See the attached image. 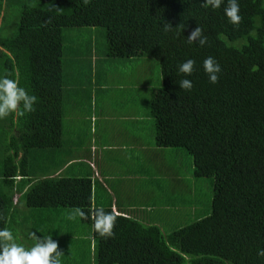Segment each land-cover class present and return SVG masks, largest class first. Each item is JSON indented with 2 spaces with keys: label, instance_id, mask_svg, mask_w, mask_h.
<instances>
[{
  "label": "trees",
  "instance_id": "trees-1",
  "mask_svg": "<svg viewBox=\"0 0 264 264\" xmlns=\"http://www.w3.org/2000/svg\"><path fill=\"white\" fill-rule=\"evenodd\" d=\"M13 1L22 5V11L16 35H0V46L6 51H0L3 77L17 80L20 87L37 97V103L34 112L19 116V137L11 141L10 151L14 153L4 159L0 186L6 190L0 194V229L9 228L12 220L23 214L13 199L16 192H24L20 202L25 201L31 216L37 217L40 225H36V235L52 236L59 246L65 242L60 233L47 235L42 231L46 220H39L41 211L60 209L69 214L71 209L80 208L90 213L100 207L94 203L92 176L72 177V165L62 175L51 177L38 166L30 167L29 157L32 151L62 148L66 76L79 73L76 65L80 62L73 63L76 56L93 57L90 43L64 50V33L76 28H104L107 47L98 56L97 83L105 86L104 92L111 99L109 85L115 88L117 83L108 79L118 73H137L140 57L158 61L161 86L152 85L149 76L145 80L136 76L128 82L124 77L123 91L131 94L129 86L139 80L148 89L150 85V111L147 109L146 115L139 112L144 122L154 120L150 131L156 146L185 149L193 159L192 174L212 179L213 194L207 211L198 202L185 199L191 205L189 212L179 214V219L186 217L185 222L172 224L177 209L171 213L175 217L172 220L166 208L161 213L156 207L174 200L182 203L185 196H194V190L191 179L186 181L173 161L165 158L169 169L167 174L160 171L157 186L142 185L133 194L138 199L141 194L146 197L142 213L159 224L146 225L116 214L114 238L101 239L94 232L95 264H264V257L257 255L264 249V0H238V28L224 14L227 0L215 11L202 7L204 0H90L87 5L83 0H55L63 9L60 12L49 10L53 0H0V18ZM49 17L52 22L43 26ZM165 22L173 28L183 24L184 30L179 35L175 29L165 33ZM197 26L208 38L204 47L186 42ZM209 56L222 68L217 84L209 82L203 69V61ZM187 59L196 62L190 77L180 74L177 67ZM118 61L126 68L116 67ZM184 78L192 81L191 91L179 87V80ZM73 93L87 97L88 102L92 99L85 90ZM102 94L95 104H100ZM131 99L126 95L112 104ZM121 105L128 107L129 103ZM122 125V142L141 136L138 122ZM149 141L146 137L139 140L143 145ZM79 143L77 147L83 150L88 141ZM14 147L23 154L20 161ZM19 175L22 181L16 185ZM172 177L173 182L168 181ZM108 206L102 207L113 212L111 207L105 208ZM75 221L92 225L90 218L77 217Z\"/></svg>",
  "mask_w": 264,
  "mask_h": 264
},
{
  "label": "crops",
  "instance_id": "crops-1",
  "mask_svg": "<svg viewBox=\"0 0 264 264\" xmlns=\"http://www.w3.org/2000/svg\"><path fill=\"white\" fill-rule=\"evenodd\" d=\"M75 31L81 30L66 31L64 33L66 38L65 46H68L69 49L76 46L67 44L70 41L71 33ZM89 43L92 46L90 49L93 57L81 59L80 56H76L77 58H74L73 63L76 65L77 62H80L76 65L79 66V73L69 72L66 76L68 80L64 82L63 146L55 151H32L29 157V163L32 164L30 167L38 166L44 169L43 171L46 170L50 176H58L62 175L68 167L73 165L72 177L83 178L92 176V180L95 182L93 188L95 205L97 204L100 207L110 205L105 208L111 207L118 216H126L125 219L129 217L130 219L140 220L146 225L159 224L157 219L154 222H150L148 217L142 213L145 207L144 200L146 197L143 198L141 194L140 199H138L135 196L133 197V194L136 191H140L143 187L142 185L146 186L150 183H156L157 186L160 171L167 174L166 169H169V167L166 168L164 160L170 155L166 152V148L156 146L155 137L144 145L139 142L141 136L138 138H134V136L129 137L128 139L132 140L130 142H127L125 138V141L122 142L124 137L122 131L125 129L122 123L131 121L134 125L137 122L141 125L144 123L145 117L136 109L137 103L134 98L120 103L118 102L117 106H113L111 99H108L104 92L106 90L105 86H100L96 81L98 54L94 37L91 38ZM76 47L79 48L80 45ZM0 51L6 52L1 46ZM147 59L146 57H140L138 62L145 63ZM1 64L0 61L1 78H4ZM116 75L122 80L126 77V81L128 82L138 76V72L123 75L118 73ZM125 89L124 87L122 90ZM78 90H85L92 97L91 101L88 102L87 97H77L73 91L76 92ZM100 92L103 94L100 104L97 105L95 104V100L97 101ZM123 103H129V106L125 107L121 105ZM18 122L19 116L17 115H11L6 119L0 120L1 186L4 177L2 170L4 159L9 153H14L13 150L10 151L12 138L19 137V128L16 127ZM71 138H74L73 144L70 143ZM86 139L88 143L86 146L83 145V150H81L79 145L77 147V142L81 143ZM16 147H19V145L17 144ZM16 147H14V150L19 153L16 159L20 161L23 154ZM47 172L45 173L47 174ZM20 181H22V177L19 175L17 176L15 184L17 185V182L19 183ZM168 181L173 182V177L168 178ZM1 186L0 194L6 190L4 189L2 191ZM23 193L22 191L20 193L16 192L13 197L15 203L19 202V210L23 213L21 214L23 217L21 221L18 217L16 218L18 221L17 225L18 227L22 226V228H27L26 225L28 226L31 223L34 227L31 233L34 232L36 234V225L39 223L37 222V217H34L36 215L31 216V209H28L26 205L23 206L22 202H20ZM163 197L165 196L162 195ZM156 209L161 213L165 212L164 207H156ZM40 215L39 220H46L42 230H45V234L49 235L54 232H61L60 219H67L68 214L66 211L54 209L43 210L40 212ZM29 219H33L34 222H29ZM69 225L70 220L67 219L66 229H69ZM76 228L81 231L78 235L75 234L70 237L75 241L73 245L77 246V249H75L77 250V256L89 264L96 259V239L94 237L93 226L89 223L75 221L74 227L71 230L77 232ZM60 235L62 236V234ZM19 238L22 242L25 241V236L22 233ZM64 241V246L66 244L69 247L71 243L67 241L66 236L64 237ZM61 251L63 252V248ZM64 257L66 256L64 255L61 259Z\"/></svg>",
  "mask_w": 264,
  "mask_h": 264
},
{
  "label": "clouds",
  "instance_id": "clouds-1",
  "mask_svg": "<svg viewBox=\"0 0 264 264\" xmlns=\"http://www.w3.org/2000/svg\"><path fill=\"white\" fill-rule=\"evenodd\" d=\"M83 3L87 5L90 0H83ZM223 3L224 0H204L201 6L215 11ZM48 6L50 11L60 12L63 10L55 4V0ZM224 14L228 22L238 28L241 22L238 0H227ZM51 22L52 18L49 17L43 26L46 27ZM174 29L177 30V35H179L180 31L184 30V26L180 24L173 28L171 23L165 22L163 24L165 33ZM186 42L190 45L197 44L199 47H204L208 44V38L203 35L202 28L197 26L186 37ZM195 63V60L187 59L177 66L178 72L185 77H190L195 70ZM203 69L210 83L217 84L219 82V74L222 72V68L215 58L212 56L205 58ZM178 84L184 91H191L193 88L192 81L187 78L179 80ZM36 103L37 97L30 95L26 89L20 87L17 80L7 77L0 78V120L11 115L24 116L27 113H32L36 110L34 107ZM77 217L90 218L94 232L101 239L114 238V228L117 220L114 211L106 212L103 207H94L90 210V213H85L80 208H73L67 215V219L72 221H75ZM0 219H3V217L0 216ZM29 238L33 241V244L31 247H26L17 243L11 230L6 227L0 229V264H61V257L64 254L59 250V244L53 240L52 236L39 237L33 232L29 234ZM257 255L264 257V249L258 250Z\"/></svg>",
  "mask_w": 264,
  "mask_h": 264
},
{
  "label": "rangeland",
  "instance_id": "rangeland-1",
  "mask_svg": "<svg viewBox=\"0 0 264 264\" xmlns=\"http://www.w3.org/2000/svg\"><path fill=\"white\" fill-rule=\"evenodd\" d=\"M11 4V3H10ZM21 11H22V5L18 4V2H12L11 6L8 7V10L3 12L2 17L0 18V35L1 36H7V37H14L16 35V27H17V22L20 20V15H21ZM4 15H5V19H4ZM2 22H4V24L2 25ZM12 23L14 24L12 26ZM3 28V29H2ZM73 30H81V31H75L71 33V38L70 41L67 42L68 45L70 46H83L87 43H89L91 41V38L94 37V42L96 44V49H97V54L99 57H101V52H103L106 47H107V41H106V32L104 28H76ZM65 50L68 51L69 47L65 46ZM101 63V62H100ZM99 63V64H100ZM116 67L119 68H126L123 67V63L118 61L115 65ZM98 69H100V65L98 66ZM136 72V71H134ZM137 72H141L143 74H139L137 78L140 80H145L146 76H149L150 79L152 80L154 86H161V82H162V78H161V69H160V64L158 61L152 59V58H148L147 60H145V63L143 62H139L137 65ZM112 75V74H110ZM141 76V77H140ZM100 76H98L99 78ZM111 80L113 82H116V89L110 87V93L108 95H113V97L111 98V101H121V99L128 95L131 96L132 98H134V100L136 101V103H139L138 105V110L141 112L150 111V96H149V89H150V85H149V89L147 85H144L143 87V83H140V80L137 81L136 83H131V85L129 86V90L132 91V93L130 94L129 92H125L122 89L124 88V81L118 76L116 75L114 77V79H108ZM107 81H105L106 83ZM147 89V90H146ZM137 94V95H134ZM123 95V96H122ZM134 95V96H132ZM147 98H149V101H147ZM147 102L149 107L147 108ZM146 115V113H145ZM138 126V129L141 131V138H148V139H153L154 135L152 134V132L150 131L151 127L154 128V120L152 118H150V120H147V122H144L141 125H136ZM78 136V135H77ZM76 136V137H77ZM75 137V138H76ZM70 143L73 144L74 143V138H71ZM166 152L169 153L170 156H167V159H171L173 161V164L183 173V177L186 176V181L187 179H191V182L193 183V194L194 196L191 197V195H187L185 196V198L182 200V203H178V201H170L168 202V205H165L164 208H166V213H167V217L170 219H174L175 217L173 215H171L172 211L175 210L176 213V219L174 221H172V224H175L176 222H178L179 220H181L182 223L185 222L186 217L183 219H179V214L185 210H187L188 212L191 210V205L188 204V202H185L184 200H190L191 202H194L197 204L198 202V206L202 209V210H206L207 208L209 209V203L211 202V198H212V194H213V182L212 179L209 178H196L192 172H193V159L190 155H188V153L185 151V149L181 148V149H166ZM185 181V182H186ZM176 191V190H175ZM190 191V190H189ZM173 190L171 189L168 192L169 194H172ZM191 192V191H190ZM177 197V196H176ZM184 197V196H183ZM184 203L186 205H184ZM25 201L23 206H25ZM181 207H183V209H181ZM26 208V207H25ZM207 211V210H206ZM30 213V212H29ZM19 220L21 221L23 219L22 215H19ZM172 219V220H173ZM189 221V220H188ZM17 219L14 218V220L10 223L9 225V230H11L14 234V237L16 238L17 243L23 244L26 247H31L33 244V241H31V239L29 238V234L33 231L34 227L31 225V223L28 224V226L26 225V227L29 229L27 231V228H22V226L17 225ZM66 225H67V219H60V226H61V232L60 234H62V238H64L66 236L67 241L70 244L69 247L63 245H60L59 248L62 249L63 248V254L66 256L64 257L62 260L65 264H88L85 263L79 256H77V246L73 245V243L75 242L73 240L72 237L73 235H78L79 232L81 231L80 229L76 228L75 232L73 230H71L72 227H74V224L72 223V221H70V225H69V229H66ZM171 227H167V229H170ZM27 231V232H26ZM43 232L45 230H42ZM23 234L25 236V241L22 242L21 239L19 238L20 234ZM26 233V234H25ZM94 259V257H93ZM61 263V264H64ZM89 264H95V260H93L91 263Z\"/></svg>",
  "mask_w": 264,
  "mask_h": 264
},
{
  "label": "bare ground",
  "instance_id": "bare-ground-1",
  "mask_svg": "<svg viewBox=\"0 0 264 264\" xmlns=\"http://www.w3.org/2000/svg\"><path fill=\"white\" fill-rule=\"evenodd\" d=\"M52 177V176H51ZM54 178V177H53ZM15 199H16V197H15ZM122 214V213H121ZM124 215V214H123ZM126 217V216H125Z\"/></svg>",
  "mask_w": 264,
  "mask_h": 264
}]
</instances>
